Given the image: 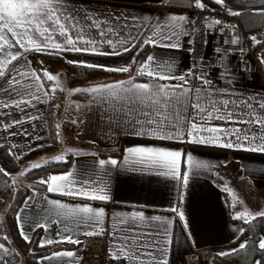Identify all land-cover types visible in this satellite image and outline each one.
I'll list each match as a JSON object with an SVG mask.
<instances>
[{
  "label": "snow or ice",
  "instance_id": "6c2138e0",
  "mask_svg": "<svg viewBox=\"0 0 264 264\" xmlns=\"http://www.w3.org/2000/svg\"><path fill=\"white\" fill-rule=\"evenodd\" d=\"M216 5H225L226 0H210ZM254 2V0H249ZM165 7L189 6L195 10L206 12L207 5L202 0H162ZM230 15L239 17L243 13L228 9ZM250 15L264 16V9H259ZM129 19L133 24H129ZM205 29L223 25L220 19L208 16L202 18ZM196 23L188 13H164L158 16L150 29L147 38L140 30L133 27L135 18L118 14L97 15L86 8H76L71 0H0V109L15 108L25 112L28 107H35L47 97L41 82L42 77L55 82L51 91L61 87L57 75L47 70L42 75L29 68V61L24 53L37 52L48 55H59L64 52L81 53L94 56H121L136 48L144 46L179 49L180 40L188 36L189 51H194L191 36L196 31ZM146 25H141L144 28ZM235 28V26H232ZM132 28L136 32L127 29ZM127 31V35L125 32ZM249 40L255 47L262 41L257 35H251ZM225 44L239 45V33L224 41ZM47 50V51H46ZM243 51V48H240ZM218 55H225L228 49L217 48ZM264 65V55L258 57ZM135 57H133V63ZM70 64H79L91 69H99L111 73H129L130 64L120 67H108L103 64L90 63L82 60H69ZM247 67V62H245ZM173 63L147 55L137 67L136 76H129L125 80L103 83L88 88H75L73 93L84 92L91 95L89 110L95 108L99 119L114 129V135L120 134L160 141H176L194 146H218L224 149L243 150L252 153H264V100L255 97L233 99L228 89L213 88V82L206 76H196L194 69L175 74ZM243 71V69H241ZM220 77L231 82L228 65L219 72ZM147 77L146 81H138V77ZM200 81L194 86L192 81ZM28 119H38L29 116ZM213 121L222 123L213 125ZM24 121L17 119L13 126ZM78 123V121H73ZM59 129V125L56 126ZM19 134V133H15ZM25 136L28 133H23ZM59 136V132H57ZM94 143V142H93ZM32 149L30 148L29 151ZM9 155H16L9 153ZM95 156V153H92ZM187 170L181 172L182 158ZM20 159L19 155H16ZM56 161L64 157L57 155ZM42 165L33 163L32 169ZM126 167L134 173H149L160 177L181 180L185 190L189 185L190 175H194L209 165L196 159L191 152L168 149L156 145L127 146L123 152L122 161L109 156L100 158L91 168H82L67 173L52 174L38 181L46 185L48 193L72 197L90 202H109V181L111 169ZM0 174L9 175L0 168ZM21 176L26 173H20ZM227 190V189H225ZM184 199V196L181 197ZM34 197L25 200L33 216H39L46 223L33 221V231L47 230L48 223H59L57 230L60 240L40 238L38 247H45L53 243L79 244L80 240L69 233L71 225L77 228L90 229L83 232L87 237L101 236L107 230L110 236L109 255L114 261H125L126 264H169L168 250L172 243L169 235L171 220L160 216L146 217L142 212H132L116 220L114 214V228H105L106 210L97 208L91 203L69 204L59 200L44 198L43 204L37 202L33 206ZM176 212L179 220L184 222V229L189 224L184 211ZM43 214V215H41ZM250 213H237L233 219H244L248 222ZM256 218H264V212L256 214ZM24 217L16 214L17 226H21ZM159 222L149 224L148 221ZM118 225V226H117ZM237 231L243 232V229ZM20 234L25 242H30L21 227ZM163 237V239H161ZM191 239V232L189 231ZM6 239V238H5ZM257 240L254 247L264 252V238H250ZM249 247V242L238 243L236 248L221 252L219 255H238ZM0 250L7 252L4 245ZM72 251H54L50 257L56 259L73 257ZM243 258V257H242ZM2 264V261H0ZM255 264H264L256 261Z\"/></svg>",
  "mask_w": 264,
  "mask_h": 264
},
{
  "label": "crops",
  "instance_id": "0c3cea01",
  "mask_svg": "<svg viewBox=\"0 0 264 264\" xmlns=\"http://www.w3.org/2000/svg\"><path fill=\"white\" fill-rule=\"evenodd\" d=\"M184 2L187 5L188 0H184ZM71 4L76 8L92 10L97 15L118 14L135 18L133 27L140 30L144 38H147L150 34L151 26L158 16L170 12L188 13L190 8L189 6L183 8L165 7L162 5V0H71ZM129 24H133L131 19H129ZM142 24L146 25V27L140 28ZM232 26V24L227 23L208 29L204 57L206 64L205 76L213 82V88L230 90L233 99H238L241 96L245 98L251 96L264 100V93L258 85L257 74L253 70L242 46L239 28L236 26L233 28ZM127 31H132L133 35L136 34L132 28L127 29ZM127 31L125 35H127ZM236 33H239V45L224 43L225 40H229ZM188 40V36L181 37L180 43L182 47L179 49L148 45L139 51L133 48L132 51L121 56H94L74 52H64L59 55L38 54L60 57L66 62L69 60H82L103 64L108 67H120L130 64L129 73H120L124 75L122 80H125L129 76H136L137 67L141 61L145 60L147 55L171 61L173 63L172 70L175 74L186 72V70L192 68L189 59ZM241 47L243 51H240ZM217 48L221 49L222 52L224 49H228V53L223 56L218 55L216 52ZM144 51H146V54L139 62L138 59ZM29 53L37 52L24 53L26 60H28L27 55ZM133 57H135L134 63ZM245 62H247V67H245ZM72 65L82 66L79 64ZM224 65L229 66L231 82L219 75V72L224 70ZM29 68L34 69L30 62ZM147 79L146 76L137 78L138 81H146ZM41 82L44 90L47 91L44 80L42 79ZM99 84L103 83L78 88H88ZM199 84L200 82H197L195 86H199ZM67 97L69 101L71 99L73 101L71 108L67 109L62 101L58 103L57 115L67 111L69 117L56 131L58 142L56 150L62 145L77 147V150L67 157V159L72 158L71 164L67 169L50 171L41 176L39 180L45 179L52 174L91 168L100 158L107 159L111 156L118 159V161H122L124 149L132 145H156L168 149L181 150L183 153L191 152L196 159L206 162L209 167L197 171L194 175H190L189 185L186 190L183 187L182 179L175 180L155 174L134 173L123 167L111 169V179L109 181L111 200L109 202H90L58 193H48L46 185L40 184L30 189L24 201L34 197L33 206H36L37 202L43 204L45 197L73 205L76 203H91L97 208L103 207L106 210L104 226L106 229L113 228V230H115L114 214H118L116 215L117 221L120 217L132 212H142L148 218L160 216L165 220H171L169 235L172 243L168 246L169 264H190V256L196 251L209 250L214 256H221L219 253L236 248L238 244L235 245L234 242L242 234V232L237 230L243 229V224L246 221L244 219H233V217L237 213L247 211L250 213L248 220L250 221L251 217H256L257 213L264 212V153L224 149L218 146H194L176 141L134 138L123 134H120L117 138L114 135V129H110L107 123L99 119L96 109L92 108L91 111L89 110L92 99L90 94L79 92L68 94ZM50 100L53 99L48 93L47 97L42 96V101L44 102L36 103L35 107H28L25 112L15 108L0 109V147L6 146L11 153L19 155L20 159L35 150L50 147L52 144L48 125ZM29 116H37L38 119H28ZM17 119L24 122L13 126V121ZM73 121H78V123L74 124ZM212 123L217 125L222 122L213 121ZM62 130L69 135L68 140H64L65 137ZM25 131L28 133L27 136L23 134ZM57 132H59V136H57ZM30 148L32 149L31 151H29ZM92 153L96 155L93 156ZM16 155L13 156L16 158ZM184 160H186V157L182 158L181 172L187 170ZM229 164L236 165L235 171H231L228 168ZM229 172L236 173L235 178H230ZM182 196H184L183 200L181 199ZM24 201L16 212V214L20 213L24 219L21 222V226L18 227L15 214V224L19 237L25 244V251L34 255L29 258L28 263L79 264L85 237L83 232L90 229L77 228L75 225L70 226L71 230L66 234H70L73 238L80 240L81 243L79 244L53 243L45 247H38L40 238L53 241L60 240L61 237L57 235V230L61 225L59 223H48L47 230L36 229L33 231L34 220H38L40 223H46V221L39 216L34 217ZM174 208L177 209V212H185V217L189 224L188 230L184 229V222L179 220L177 213L172 211ZM148 223L158 224L159 222L149 220ZM21 227L30 236V242L23 240L20 234ZM189 231L191 232V239L189 238ZM5 234L4 227L0 226V238H4ZM104 234L108 236L109 240L105 264H126L123 260L117 262L110 258V236L107 230ZM0 244H3L4 249L7 250V252L0 250V261H2V264H12L8 245L2 242ZM54 251H72L74 255L73 257L44 259L46 256L50 257ZM18 264H25L22 257L19 259Z\"/></svg>",
  "mask_w": 264,
  "mask_h": 264
},
{
  "label": "trees",
  "instance_id": "16d2710c",
  "mask_svg": "<svg viewBox=\"0 0 264 264\" xmlns=\"http://www.w3.org/2000/svg\"><path fill=\"white\" fill-rule=\"evenodd\" d=\"M229 4L242 9L243 13L237 17V21L242 31L250 33L260 30L264 27V16L250 15L254 11L264 9V0H228ZM146 51L142 52L139 62L144 58ZM27 58L31 66L42 75L43 70H49L54 67H61L65 71L66 84L69 88L84 87L97 83H106L122 80L124 75L120 73L104 72L99 69H91L83 66H76L66 62L64 59L56 56H46L38 53H29ZM43 78V77H42ZM48 109V125L51 132L52 144L50 147L35 150L21 159H16L13 155H9L10 151L6 146L0 147V168L4 169L9 175L0 174V226L5 229V237L0 238V242L7 244L10 249V262L18 264L22 257L25 264H29V258L34 256L25 251V244L19 237L15 224V214L22 205L30 188H18L14 191L12 176L17 173L26 161L37 158L48 151L53 150L57 144L55 120L57 106H54L50 100ZM72 158H68L64 162L50 163L46 166L34 169L27 173V178L34 179L41 177L53 170L67 169L71 164ZM228 168L235 171L236 165L229 164ZM230 178H235L236 173L229 172ZM233 180V179H232ZM234 181V180H233ZM39 184H34L36 187ZM33 188V187H32ZM243 232L234 242L237 245L240 242L248 241L249 247L238 255L215 256L212 264H255L256 261H264V252H261L257 244V240L250 238H264V218H256L243 224ZM6 238V239H5ZM58 248V247H56ZM243 257V258H242Z\"/></svg>",
  "mask_w": 264,
  "mask_h": 264
},
{
  "label": "built area",
  "instance_id": "2783aa9c",
  "mask_svg": "<svg viewBox=\"0 0 264 264\" xmlns=\"http://www.w3.org/2000/svg\"><path fill=\"white\" fill-rule=\"evenodd\" d=\"M203 3L207 5V11L203 12L200 10H195L192 7L189 8V15L197 21L196 31L191 36L193 40L192 47L194 51H189V59L192 64L196 76H205L206 75V64L204 62V57L206 53V45L208 39V29H205L202 18L205 16L220 19L223 21V24H232L239 28L240 37L242 46L244 48L245 54L250 61V64L257 74L258 85L261 91L264 93V65L258 60V57L264 55V27L260 30L246 33L241 30L237 17H234L229 14L228 9L236 10L242 12L243 10L237 7H234L229 4V1L226 0L225 5H216L211 3L210 0H202ZM251 35H257L258 38L262 41L261 44L252 46L249 37ZM197 80L192 81L195 86ZM108 245L109 240L106 234L101 236L93 237H84L83 247L81 253V262L79 264H105L108 254ZM214 254L209 251H196L190 256V264H212L214 260Z\"/></svg>",
  "mask_w": 264,
  "mask_h": 264
},
{
  "label": "rangeland",
  "instance_id": "374dc122",
  "mask_svg": "<svg viewBox=\"0 0 264 264\" xmlns=\"http://www.w3.org/2000/svg\"><path fill=\"white\" fill-rule=\"evenodd\" d=\"M47 71L50 74L57 75L59 78L60 84H61V87L57 88L56 91H51V89L56 86L55 82H50V81H47L46 78H42L44 80V84L46 86L48 93H50L51 98L53 99L52 100L53 105L57 106V112H58V106H59L58 103L61 101L66 106L67 109L71 108L73 101H72V99H71V101H69L67 95L69 94L70 90L75 89V88L71 89L67 86L64 69L61 67H54V68L49 69ZM67 117H69L67 111H64L63 114L58 113V115L56 113L55 131L58 130V128L56 127L57 125H59L61 127L63 125V122L68 120ZM62 133L65 137L64 140H68L69 135H67L64 130H62ZM57 145H58V142H57ZM57 145L53 148V150H51V152L48 151L42 155H39L37 158L26 161L23 165H21L19 171L12 176L14 191L17 190L18 188H30V189H32V187L34 188V184H39L38 181L41 177H38V178H36V180H34V179L27 178V176H26L27 173H29L28 169H31V165L33 163H38V164L42 165L43 167L50 164V163H59L61 161H56L54 159L57 155H62L64 157L63 160H65V159H67V157L72 155L77 150V147H68V146H64V145H62L60 148H58L56 150ZM35 169H37V168H35ZM32 170H34V169H32ZM22 172L26 173V175L21 176L20 173H22Z\"/></svg>",
  "mask_w": 264,
  "mask_h": 264
}]
</instances>
